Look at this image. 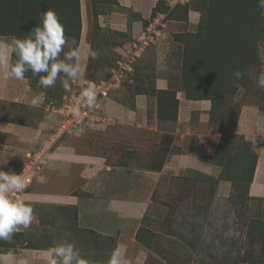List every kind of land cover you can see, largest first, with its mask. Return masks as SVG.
<instances>
[{
	"label": "rangeland",
	"instance_id": "1",
	"mask_svg": "<svg viewBox=\"0 0 264 264\" xmlns=\"http://www.w3.org/2000/svg\"><path fill=\"white\" fill-rule=\"evenodd\" d=\"M2 8L6 33L22 39L40 24L39 15L48 9L62 25L63 16H69L71 24L78 2L2 0ZM107 10L95 5L93 14ZM149 18L152 27H145L141 36L150 33L151 41L134 47L140 36L119 52L111 48L109 32H101L103 26L93 22L91 48L99 58L88 57L81 78L112 81L115 87L110 98L129 106L138 92L161 108L176 107L178 90L189 99L208 98L212 101L210 120L219 132L236 123L242 105L264 107V89L257 86L264 72V9L259 0H159ZM69 51H63L61 59ZM237 70L244 73L240 80L233 76ZM25 74L32 87L43 91L45 102H56L66 91L61 79L44 88L39 76L31 71ZM32 108L44 111L42 106ZM49 116L51 128L56 119ZM105 119L51 143L28 189L50 183L67 187L72 199L92 196L98 200L94 215H85L81 224L76 208L58 211L67 219L68 235L77 236L76 243H71L99 253L92 264H108L115 249L125 255L127 264H136L132 258L137 254L145 257L144 264H264V197L248 191L256 155L243 137L222 134L214 153L202 156L222 167L216 177L190 172L148 177L142 175L143 169H160L168 153L178 152L172 136L130 130L128 113L117 119L105 113ZM157 122L161 129L172 124L163 116ZM47 142L48 138L36 151ZM56 149L71 152L75 158L70 159L69 153L58 155L57 161L49 158ZM24 162L9 172L18 171ZM77 164L81 173L93 175L95 169L111 175L105 180L115 179L110 193L114 204L105 201L107 188L97 195L84 193L81 187L88 188L87 179L80 183L72 176L63 180L45 176L48 166L70 172L76 171ZM109 210L113 213L109 234L106 228L88 223L94 216L98 220L92 222L107 224L104 217ZM39 213L43 216L45 210Z\"/></svg>",
	"mask_w": 264,
	"mask_h": 264
},
{
	"label": "crops",
	"instance_id": "2",
	"mask_svg": "<svg viewBox=\"0 0 264 264\" xmlns=\"http://www.w3.org/2000/svg\"><path fill=\"white\" fill-rule=\"evenodd\" d=\"M157 1L159 0H77L78 10L77 13H73L72 23L70 24L69 16H63L62 21L65 20L63 22L64 33L69 42L73 40V35H76L75 47H79L82 52L81 74L84 73L88 60V57L83 53L89 46L92 47V42H95L92 38L93 22L98 21L99 25L103 26L100 29L101 32H109V35L112 36L111 48L119 52L129 47L134 39L140 37L145 27L150 30L152 23L149 16L151 17L152 8ZM95 5L108 10L106 12L98 11L95 16L93 14ZM144 20H147V23ZM169 25L168 23L166 26ZM6 29L2 0H0V38H10ZM65 50H71V48L66 47ZM10 59L14 62V55ZM2 71L0 69V171L9 172L17 170L27 158L28 153L47 141L50 114L45 109V99L40 105L44 111H36L30 106L29 101L32 97L40 94L45 97V95L42 90L31 86L26 74L27 84L15 79H4ZM156 88L159 87L156 85ZM182 95L183 92L180 90L176 92L175 108H161L157 104H153V101L144 92L134 93L132 101L128 102L131 103V106L112 98L105 101L103 109L107 115L116 119L122 114L127 115L128 113L131 116L129 124L126 125L130 130L166 132L172 136L173 145L178 147V152L173 151L167 154L160 169L146 168L142 170V175L159 178L167 173L177 175L181 172H190L216 177L222 167L202 158V156L212 155L221 135L231 133L243 137L249 143L252 152L255 153L256 160L248 191L256 197H264V107L258 104L242 105L236 123L227 126L223 132H219L210 120L212 101L208 98L189 99ZM160 116L172 123L170 128H160L157 122ZM68 153L59 150L53 157L50 154L49 158H54L57 161L58 155L67 156ZM68 156L70 159L75 158L71 152ZM48 167L50 168V166ZM79 167L80 165L77 164L74 167L76 171L66 172V169L60 170L52 166V169L47 168L45 176L46 178H57V180L72 176L80 183L87 179L89 189L81 187L84 189V193L97 195L107 188L108 198H105V201L109 206L114 204L115 200L110 198V193L113 191L112 185H115V179L112 177V182V179L105 180L111 175L98 172L99 170L95 169L93 175L88 172L81 173ZM102 175L104 177H101ZM91 197L86 199L83 196H75V199H72L68 194L67 187L50 183L27 191L22 199L33 207L34 220L28 229L21 228L20 231L14 233L10 241L0 240V264H48V250L55 243L60 241L76 243L75 239L77 238L76 235H68L66 232L67 219L63 216V212L60 214L58 211L76 208L79 211L78 222L81 224L80 222L86 219L85 215L89 213L94 215L93 212L100 204L97 199H91ZM40 210H45L43 216L39 213ZM112 214L110 210L106 212L107 217H104V220L107 221V224L101 225L92 222L98 220L94 216L88 223L94 227L106 228L109 234L110 225L113 222ZM63 226L64 233L62 232ZM75 246L79 249L81 257L84 260L87 259L86 261L91 260L92 262L95 257L99 256L97 251L86 250L84 246L78 244ZM132 259L136 264L145 263V257L140 254Z\"/></svg>",
	"mask_w": 264,
	"mask_h": 264
},
{
	"label": "clouds",
	"instance_id": "3",
	"mask_svg": "<svg viewBox=\"0 0 264 264\" xmlns=\"http://www.w3.org/2000/svg\"><path fill=\"white\" fill-rule=\"evenodd\" d=\"M264 9V0H259ZM40 16V24L34 27L24 38H0V69L4 79H15L28 83L25 73L31 71L39 76V83L44 88L55 85L61 79L66 91L71 92V82L79 81V98L77 104L83 103L86 108L94 109L97 104L95 86L81 78L80 61L82 52L74 47L76 41L65 37L64 27L56 13L50 9ZM71 48L63 59L65 48ZM15 56L14 62L11 56ZM91 59H98L99 53L91 48L83 53ZM42 74V75H41ZM233 76L236 80L243 78L244 73L237 70ZM235 84V81H234ZM239 87V85H236ZM257 86L264 89V72L257 78ZM45 97L40 94L29 101L31 107H39ZM73 116L79 118V108H73ZM26 187L22 174L0 171V240L10 241L13 234L21 228L28 229L34 220L33 207L22 198H15L14 193L23 192ZM48 264H92L84 260L75 244L60 241L48 250ZM108 264H127L119 250H114Z\"/></svg>",
	"mask_w": 264,
	"mask_h": 264
},
{
	"label": "built area",
	"instance_id": "4",
	"mask_svg": "<svg viewBox=\"0 0 264 264\" xmlns=\"http://www.w3.org/2000/svg\"><path fill=\"white\" fill-rule=\"evenodd\" d=\"M150 33L143 34L136 44L133 46H143L151 41ZM120 70H118L119 73ZM115 72V70L113 71ZM112 79V78H111ZM90 82L95 86L97 92V104L94 109L86 108L83 103L77 104L76 101L79 98V81H74L71 86L72 91H65L56 102H46L45 109L49 111L52 116L56 119V123L52 125L48 135V142L44 144L39 150L28 153L26 161L24 162L21 169L15 171L14 174H22L26 187L23 192L14 193L15 198H22L26 194L29 187L31 186L34 178V174L37 168L40 167L43 160L47 156L48 147L51 143L57 142L58 140L65 138L79 132L86 124L95 121H103L105 119L104 103L111 96V91L114 89L115 84L110 80L94 81L90 79H83ZM73 108H79L81 115L79 118L73 116Z\"/></svg>",
	"mask_w": 264,
	"mask_h": 264
},
{
	"label": "trees",
	"instance_id": "5",
	"mask_svg": "<svg viewBox=\"0 0 264 264\" xmlns=\"http://www.w3.org/2000/svg\"><path fill=\"white\" fill-rule=\"evenodd\" d=\"M2 12H3V14H4L5 20L7 21V16H6V14L4 13L3 8H2ZM254 160H255V159H254ZM254 163H255V161H254ZM253 168H254V166H253ZM252 173H253V169H252ZM251 178H252V176H251Z\"/></svg>",
	"mask_w": 264,
	"mask_h": 264
}]
</instances>
